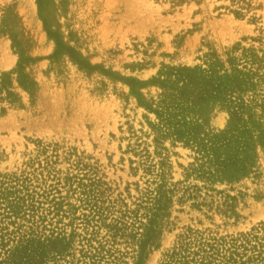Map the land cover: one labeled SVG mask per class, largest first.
Listing matches in <instances>:
<instances>
[{"label": "rangeland", "instance_id": "374dc122", "mask_svg": "<svg viewBox=\"0 0 264 264\" xmlns=\"http://www.w3.org/2000/svg\"><path fill=\"white\" fill-rule=\"evenodd\" d=\"M0 264H264V0H0Z\"/></svg>", "mask_w": 264, "mask_h": 264}]
</instances>
